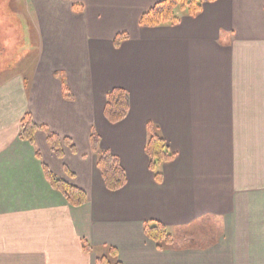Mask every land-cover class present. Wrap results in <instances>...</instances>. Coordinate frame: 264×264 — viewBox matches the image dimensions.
Masks as SVG:
<instances>
[{
	"label": "crops",
	"instance_id": "1",
	"mask_svg": "<svg viewBox=\"0 0 264 264\" xmlns=\"http://www.w3.org/2000/svg\"><path fill=\"white\" fill-rule=\"evenodd\" d=\"M159 1L31 0L32 56L15 49L0 69V264H97L108 248L120 264H264V0H218L177 26L141 27ZM114 88L130 105L110 124ZM26 114L43 127L33 144L18 137ZM147 124L175 156L159 183ZM93 132L125 172L119 191L105 188ZM44 167L86 203L70 206ZM146 222L195 244L159 251Z\"/></svg>",
	"mask_w": 264,
	"mask_h": 264
},
{
	"label": "trees",
	"instance_id": "2",
	"mask_svg": "<svg viewBox=\"0 0 264 264\" xmlns=\"http://www.w3.org/2000/svg\"><path fill=\"white\" fill-rule=\"evenodd\" d=\"M216 1L218 0H161L141 15L139 25L144 28L174 27L179 24L183 17L198 16L204 4ZM72 8L76 12H81L82 10L78 5H73ZM127 38L128 35L126 33L118 34L113 40L114 46L118 47L120 42ZM63 95L65 97L69 96L64 84ZM129 105V96L125 90L119 88L111 89L106 94L103 112L105 119L110 124H117L123 121L128 115ZM41 129L43 127L37 126L31 116L26 114L20 122L18 137L22 141L33 144L35 133ZM146 131L145 153L149 159V170L159 183L161 181L160 166L163 163L172 161L175 156L166 147L157 126L147 124ZM47 141L51 149L57 155H61L60 141L57 136L49 133ZM90 145L96 155V166L105 188L110 192L121 190L126 184V176L119 164V160L108 151L99 148V137L94 132L90 137ZM70 147L72 150L73 146ZM44 175L51 187L61 193L70 206L81 207L86 203L87 199L82 190L56 177L46 167H44ZM143 230L145 236L155 244L159 251L181 249L183 246L188 247L195 244L193 240H185L181 243L164 225L158 222L144 223ZM82 247L85 253H88L91 249L85 241L82 242ZM96 262L97 264H120L117 260L116 251L112 248H108L106 255L97 257Z\"/></svg>",
	"mask_w": 264,
	"mask_h": 264
},
{
	"label": "rangeland",
	"instance_id": "3",
	"mask_svg": "<svg viewBox=\"0 0 264 264\" xmlns=\"http://www.w3.org/2000/svg\"><path fill=\"white\" fill-rule=\"evenodd\" d=\"M31 0H0V57L7 53L8 58H0V69L12 66L10 54L16 49L20 54L23 53L28 59L32 53L34 32L32 23L35 20V13L32 10ZM26 50V51H25ZM206 231L215 230V226H203ZM204 232L197 231L193 236L195 241L202 244L206 238ZM203 236V240L201 238ZM201 239V240H200ZM200 240V241H199Z\"/></svg>",
	"mask_w": 264,
	"mask_h": 264
}]
</instances>
